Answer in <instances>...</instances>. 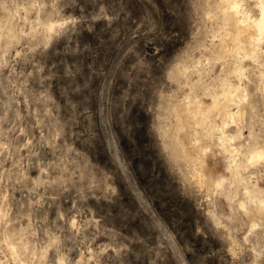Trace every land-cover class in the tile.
<instances>
[{
    "label": "rangeland",
    "instance_id": "1",
    "mask_svg": "<svg viewBox=\"0 0 264 264\" xmlns=\"http://www.w3.org/2000/svg\"><path fill=\"white\" fill-rule=\"evenodd\" d=\"M230 1L0 0V264H264V38Z\"/></svg>",
    "mask_w": 264,
    "mask_h": 264
},
{
    "label": "bare ground",
    "instance_id": "2",
    "mask_svg": "<svg viewBox=\"0 0 264 264\" xmlns=\"http://www.w3.org/2000/svg\"><path fill=\"white\" fill-rule=\"evenodd\" d=\"M224 4L225 3H223V6H224ZM227 7L225 8V7H223V8H225V10H226V12H227V14L228 15H230L231 16V22H232V25L237 29V31H238V36H236L237 37V41L238 42H241V40H243L242 38L245 36V35H248V37L251 39V40H253L254 42H258V43H260V42H262L263 41V38H264V0H259V14H258V16L257 17H254V18H252V16H250L249 14H247L246 12H244V11H241V2H240V0H231L230 2H227ZM222 9V8H221ZM224 12V11H223ZM225 12V13H226ZM242 14L241 16H242V18L241 19H239L238 18V15L239 14ZM229 16V17H230ZM229 19V20H230ZM237 33V32H236ZM235 40V39H234ZM236 41V42H237ZM235 42V43H236ZM243 42H245V41H243ZM243 44V43H242ZM237 45V44H236ZM237 46H239V45H237ZM243 46V45H242ZM257 47V46H256ZM242 48V47H241ZM244 48V47H243ZM257 48H255V50H256ZM243 51V50H242ZM252 51H254V49L252 50ZM249 51H247L246 53H248ZM256 52V51H255ZM255 52L254 53H252L253 55H255ZM248 55V54H247ZM257 59V58H256ZM256 59H254V60H256ZM238 71V70H237ZM263 75H264V73H263ZM228 87H231V86H228ZM235 88V87H234ZM240 88V87H239ZM238 88V89H239ZM224 89H225V87H224ZM236 90V89H235ZM228 90L225 92L224 91V93H225V96H228ZM230 92V91H229ZM224 96V97H225ZM226 98V97H225ZM228 98V97H227ZM229 98H232V97H229ZM228 98V99H229ZM234 99V98H233ZM190 100V99H189ZM188 100V101H189ZM225 103H226V101H224ZM227 102H228V100H227ZM231 102V101H230ZM225 103H223V104H225ZM232 103H235V102H232ZM189 104V103H188ZM222 103H220L219 102V100L218 99H214V101H213V104L211 105V106H209L208 108H207V112H210V111H214V109H220L221 110V105ZM227 104V103H226ZM225 104V105H226ZM184 105H186V104H184ZM190 105H191V103H190ZM195 106H196V108H197V110H198V112L200 111L201 112V110H203L202 109V104L199 102V101H196V103H195ZM224 107V106H223ZM222 107V108H223ZM239 107V106H238ZM220 112H222V111H220ZM239 113H241V108H239L236 112H234V111H232V110H230V109H226V108H224V110H223V115L225 116V118H227V119H232L233 121H234V118H235V116L237 115V114H239ZM195 115H196V113H194ZM184 116L182 115L181 117H179V119H182ZM196 117H197V115H196ZM199 117V116H198ZM188 118V117H187ZM184 119H186V118H184ZM186 120H188V119H186ZM226 120V119H225ZM181 121H183V120H181ZM228 123L227 122H224L223 123V126L224 127H226V125H227ZM190 125V124H189ZM221 125V124H220ZM188 126V125H187ZM186 126V127H187ZM191 126V125H190ZM189 127V126H188ZM187 127V128H188ZM186 128V129H187ZM210 130H212V129H210ZM221 134H222V136H220L219 137V140H220V142H224V141H226L227 139V135H226V132L223 130V128L221 129ZM236 136V135H235ZM193 139V138H192ZM228 139H234V138H228ZM194 140V139H193ZM191 144H195V141H193V142H190ZM193 147H194V145H193ZM186 148V147H185ZM184 148V149H185ZM200 148V147H199ZM201 150H203V151H207V148L206 147H203V146H201ZM186 150V149H185ZM186 153V152H185ZM247 153H248V161L249 162H262V161H264V149H262V148H253V149H249V152L247 151ZM235 154H233L232 155V167L233 166H236V164H237V161H236V158H235V156H234ZM247 160V159H246ZM239 162H241V160L239 161ZM241 164V163H240ZM238 165H239V163H238ZM230 167V166H229ZM239 167H241V166H239ZM243 167V166H242ZM237 168H238V166H237ZM238 170V169H237ZM229 172H230V170H229ZM198 173V172H197ZM232 173V172H231ZM238 174V173H237ZM236 177V176H235ZM198 179H199V181H203V179H204V177H203V175L202 174H199L198 175V177H197ZM224 178H221V179H218L216 182H217V184L218 185H221L223 182H224ZM239 180V179H238ZM226 181V180H225ZM200 182V183H201ZM204 184V183H203ZM216 184V183H215ZM215 184H214V186H215ZM217 186V185H216ZM255 186V185H254ZM222 187V186H221ZM220 187V188H221ZM216 188H218V187H216ZM255 197V196H254ZM260 199V206H264V199H262V198H259ZM240 207L244 210V211H248V207L249 206H246L243 202L242 203H240ZM257 207V206H256ZM255 207V208H256ZM12 249V248H11ZM13 250V249H12Z\"/></svg>",
    "mask_w": 264,
    "mask_h": 264
}]
</instances>
